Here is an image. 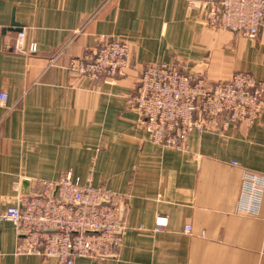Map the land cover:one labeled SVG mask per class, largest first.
Returning a JSON list of instances; mask_svg holds the SVG:
<instances>
[{"label": "crops", "instance_id": "crops-1", "mask_svg": "<svg viewBox=\"0 0 264 264\" xmlns=\"http://www.w3.org/2000/svg\"><path fill=\"white\" fill-rule=\"evenodd\" d=\"M205 1L0 0V212L35 178L70 170L129 202L118 256L78 264H264V192L257 213L241 198L244 172L264 173V112L252 124L194 130L177 149L150 140L133 106L153 62L211 81L241 70L264 81V30L253 38L212 25ZM21 27L35 53L15 51ZM103 37L129 43L125 74L73 71L71 59ZM17 245L16 225L0 217V264H56Z\"/></svg>", "mask_w": 264, "mask_h": 264}, {"label": "built area", "instance_id": "built-area-1", "mask_svg": "<svg viewBox=\"0 0 264 264\" xmlns=\"http://www.w3.org/2000/svg\"><path fill=\"white\" fill-rule=\"evenodd\" d=\"M201 7L212 25L253 38L264 30V0H211ZM14 49L27 54L38 50L35 41L26 42V27L19 28ZM130 56L128 42L103 37L97 46L73 57L70 67L80 76L109 79L125 74ZM7 101L8 93L1 91L0 104ZM133 102L150 140L185 149L194 130L215 131L257 121L264 112V81L246 70L211 81L179 63L153 62L143 67ZM263 192L264 173L246 170L241 184L243 208L257 213ZM128 206L126 194L83 182L68 170L56 179L35 178L32 189L20 193L0 217L16 225L19 253L56 264H78L79 257L118 256L128 228Z\"/></svg>", "mask_w": 264, "mask_h": 264}]
</instances>
